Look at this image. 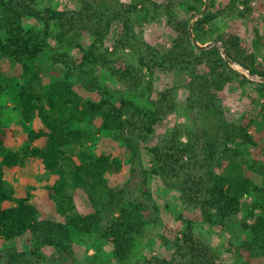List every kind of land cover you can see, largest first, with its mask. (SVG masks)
Returning a JSON list of instances; mask_svg holds the SVG:
<instances>
[{
  "label": "trees",
  "instance_id": "16d2710c",
  "mask_svg": "<svg viewBox=\"0 0 264 264\" xmlns=\"http://www.w3.org/2000/svg\"><path fill=\"white\" fill-rule=\"evenodd\" d=\"M254 1L230 0L228 7L247 19ZM38 2L0 0V31L4 35V38L0 36L2 58L24 66L50 48L43 38L54 37L63 45L69 34L81 33L94 37L99 44L94 43L86 50L70 43L82 52L80 60H69L64 54L60 56L62 59H55L68 69L67 77L72 74V64L75 69L102 65L113 78L135 91L149 88L157 71H175L185 77L187 111L193 116L191 128L175 131L170 138L161 139L145 150L150 173L177 190L182 205L192 209L193 215L183 220L182 231L164 229L161 239L173 247L172 255L145 264H217V250L196 235L195 226L224 227L240 213L243 200L252 194H257L260 200L249 210L247 221L242 224L243 231L250 236L244 248L247 259H264V162L250 160L241 149V146L256 145L251 133L252 123L259 122L264 129V102L255 116L256 122L253 120L247 125L228 120L222 106L224 92L233 84H252L256 94L264 99V53L261 57L257 53L264 45V38L258 34L249 45L236 35L217 34L212 25L221 11L218 14L205 12L203 6L182 2L190 15L185 20L179 18L176 11L180 0H165L161 5L154 4L165 15L167 30L174 36L170 48L163 51L138 39L133 19L138 12L135 4L87 0L79 11L67 12L52 8L41 10ZM237 3L243 10L238 9ZM30 18L44 24L43 36L26 31L24 21ZM194 18L197 19L193 21ZM52 26L57 28L55 35ZM116 27L119 33L115 50L121 55L106 56L101 47ZM208 43L213 46L197 49V45L203 47ZM222 49L232 64L224 58ZM35 78L39 79L38 72ZM98 94V100L93 101L70 92H49L46 105L52 112L67 109L71 118L80 122L100 119L101 129L123 144L133 163L139 160L142 146L154 136L156 127L175 112L170 91L159 92L146 107L124 96L117 98L108 88L100 89ZM19 103L25 121L38 116L46 130H31L22 153L8 152L2 166L13 169L27 161L39 160L43 168L52 173L61 174L67 168L73 183L88 195L95 211L76 213L75 199L61 175L49 188L48 197L55 203L62 220L41 219L33 196L29 192L17 196L8 188L5 173L0 169V240L14 243L29 237L36 242L37 249L51 247L59 254H71L73 233L85 238L95 236L111 246L115 264H127L137 239L146 231L150 221L148 214L158 213L149 192L141 189L136 196L125 184L115 187L110 177L121 175L123 164L108 154L93 155L87 148L90 135L83 130H68L67 121L53 120L36 89L22 86ZM8 139L0 122V151ZM41 141L42 147L34 146ZM260 153L264 155V142ZM130 170L132 172L133 168ZM256 179H261L262 185L257 184ZM45 260L39 255L34 260L26 258L23 264H52Z\"/></svg>",
  "mask_w": 264,
  "mask_h": 264
},
{
  "label": "rangeland",
  "instance_id": "374dc122",
  "mask_svg": "<svg viewBox=\"0 0 264 264\" xmlns=\"http://www.w3.org/2000/svg\"><path fill=\"white\" fill-rule=\"evenodd\" d=\"M86 1L39 0L38 8L76 12L83 7ZM119 1L123 4H135L137 6L138 12L133 15V19L135 33L139 40L159 50L164 51L170 48L174 36L167 30L165 15L154 6V4L165 3V0ZM201 1L203 4L200 3ZM182 2L203 6L202 10L206 9L205 12L211 11L218 14L221 11L222 13H219L212 25V30L217 34L225 32L236 35L249 45L252 44L258 34L264 38V0H255L252 3V13L247 19L240 17L228 7L230 0H200V2L198 0H180V5L176 11L181 19L187 20L190 17ZM237 7L239 10H243L240 3H237ZM196 19L194 18L193 21ZM24 28L26 31H34L41 35L45 31L44 24L33 18L24 21ZM51 29L55 35L57 33L56 26H52ZM118 33L119 28L116 27L104 41L101 51L106 56L121 55L119 51L115 50ZM0 36L4 38L1 31ZM43 40L50 44V48H47L37 60L27 61L24 66L0 56V122L9 137L4 149L0 151V169L5 173V182L8 188L13 190L17 196L29 192L33 196V203L40 210L41 219L61 221L62 218L56 211L55 203L49 200L48 193L49 188L62 175L68 182L69 193L75 199L76 213L90 214L95 211L88 195L73 183L67 168L61 174L52 173L46 171L39 160L27 161L13 169L2 166V159L8 152L22 153L28 145L27 136L31 130H46L38 116L29 122L25 121L23 117L19 103V92L22 86H30L39 92L43 98L45 110L53 120L67 121L69 122L68 130H83L90 135L91 141H89L87 148L93 155L108 154L123 164L122 174L110 177L115 187L125 184L128 191L133 195L138 196L141 189L147 190L151 195L158 213L153 215L147 213L150 216V221L147 223L145 233L137 239L127 264H145L155 258H169L173 253V247L161 239L164 229L182 231L185 226L183 220L191 218L193 211L182 205L180 193L177 190L169 188L159 177L150 173L149 157L145 149L154 146L161 139L170 138L175 131L182 132L191 128L193 116L187 111L185 77L175 71H157L151 78L149 88L143 87V90L137 91L113 78L102 65H88L75 69V64H72V74L67 77L68 69L63 63L56 62L55 59H62L60 56L64 54L69 60L78 61L82 52L76 45H81L84 49L89 50L94 43H99H96L94 37L83 36L81 33L75 36L69 34L66 39L67 42L63 45H60L62 43H59L54 37H45ZM257 53L259 57L262 56L264 45ZM237 69L245 73L242 69ZM36 72L39 75L38 80L35 78ZM251 80L259 81V79ZM102 88L110 89L117 98L124 96L145 107L149 105L151 98L159 92L170 91L173 97L175 112L165 123L156 127L154 136L142 146L139 160L135 163L131 161V157L125 151L123 144L114 140L112 136L101 129L100 119L80 122L71 118L69 110L63 109L52 112L46 105L49 92L59 94L70 92L74 96L97 101L98 92ZM263 102L264 99L256 94L254 85L233 84L226 88L222 106L228 120L240 125H247L255 120ZM251 133L256 145L241 146V149L250 160L261 159L264 162V155L260 153V148L264 142V129L259 122L252 123ZM34 146L42 147L43 142H38ZM131 168H133L132 172ZM261 182V179H256L257 184L262 185ZM259 200L257 194L245 198L240 213L229 219L224 227L200 224L195 226L196 235L217 250V264H264L263 258L247 259L248 255L244 245L250 236L242 228L243 222L247 221L249 210ZM71 240L73 245L71 254H59L51 247L37 249L36 242L29 237L14 243L0 240V264H23L26 258L34 260L39 255L52 264H115L112 258V248L106 241L95 236L79 237L75 233L72 234Z\"/></svg>",
  "mask_w": 264,
  "mask_h": 264
},
{
  "label": "water",
  "instance_id": "95a60500",
  "mask_svg": "<svg viewBox=\"0 0 264 264\" xmlns=\"http://www.w3.org/2000/svg\"><path fill=\"white\" fill-rule=\"evenodd\" d=\"M208 5V4H207ZM207 8V7H206ZM204 11H206V9L204 10ZM196 40L193 38V42H195ZM214 44H216V45H219L220 43L219 42H215ZM213 46V44H209V45H206V46H199V45H197V49L198 50H202V49H208L209 47H212ZM222 54H223V56H224V58L227 60V62L229 63V64H232V61L229 59V57L226 55V53H225V51L222 49Z\"/></svg>",
  "mask_w": 264,
  "mask_h": 264
}]
</instances>
